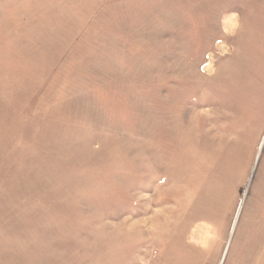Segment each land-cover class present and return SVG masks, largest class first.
<instances>
[{
  "label": "rangeland",
  "instance_id": "obj_1",
  "mask_svg": "<svg viewBox=\"0 0 264 264\" xmlns=\"http://www.w3.org/2000/svg\"><path fill=\"white\" fill-rule=\"evenodd\" d=\"M0 264H264V0H0Z\"/></svg>",
  "mask_w": 264,
  "mask_h": 264
}]
</instances>
